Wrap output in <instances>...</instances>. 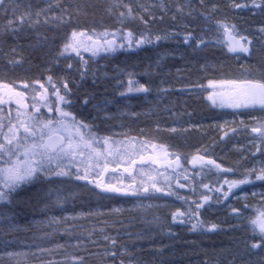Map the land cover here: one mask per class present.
Instances as JSON below:
<instances>
[{"label": "snow or ice", "instance_id": "6c2138e0", "mask_svg": "<svg viewBox=\"0 0 264 264\" xmlns=\"http://www.w3.org/2000/svg\"><path fill=\"white\" fill-rule=\"evenodd\" d=\"M53 7H60L58 0L55 4L50 3L46 9L36 11L34 15L30 5L29 10L18 14L20 5L16 3V0H0V15L5 17V23L0 25V35H15L23 29L25 24L29 27L38 25L40 16L51 11ZM137 7L140 9L139 12L136 11ZM228 7L234 10L247 9L254 14L258 12L264 15V0H229ZM153 8H158L163 13L160 16L161 20L172 12L170 19L173 22H176L178 17L181 21L185 17L192 20L201 17L206 22L214 21L215 42L222 43L227 48V52L237 60L248 59L253 55L254 40H260L261 48H264V24L257 29L260 34L258 37H250L242 33L235 23L229 22L226 18L218 19L216 13L221 10L220 5L216 3L209 5L207 0H199L198 5L194 0H188L186 3L175 0L174 5L165 3L164 0H161L159 4L146 5L137 0L135 7L132 3H125L124 0H110L107 11L115 15L121 27L115 31L105 29L102 32L94 29L90 32L78 31L73 27L70 36L64 39L59 49L56 63H59V57H63L66 61H70L73 56L78 58L80 67H75L69 62L66 64L65 71L78 72L80 80L84 81L88 78L90 71L89 61L85 59L84 53H89V59H91L101 53L111 54L121 49L130 50L133 47L168 40L180 35L178 32L167 31L162 34L152 33L148 26L157 19L152 11ZM9 13H11L10 16ZM62 13L64 15H53L51 19L71 26L72 16L68 9H62ZM48 21L49 17L45 16L44 22L48 23ZM126 21H139L148 31L137 34L132 30H125ZM181 27L186 30L183 37L185 44L194 41L197 47H207L210 43V39L206 40L203 36L193 37L192 32L187 31V24H181ZM11 51L15 52L16 49L12 48ZM9 63H22V58L10 59ZM241 69L242 71L232 78L210 80L209 85L212 86L213 91L208 99L214 106L233 109L237 114L257 110L264 112V70H254L245 64L241 65ZM129 75L133 74L129 73ZM92 80L95 84V73H92ZM72 83L73 81L66 76L54 79L52 75H48L46 82H42L41 79L31 82L22 81L21 88L18 89L14 83L0 80V205L11 204L13 194L25 185L42 181L51 184L58 180H72L82 182V187L91 186L93 189H99L98 195L102 193L106 196L134 198L175 197L186 207L176 208L171 213L174 223L190 225L192 232L214 231L219 226L212 223L206 227V222L201 219V210L205 209L206 205L210 206V202L220 204L222 200H228L230 194L235 195L234 189H240L244 192V196L236 198L245 200L243 208H251L253 213L244 217L252 234L251 240L246 242V247L253 252L264 253V193H260L261 199L258 204L249 205L248 193L242 187L249 185L264 187V119H255L250 127L251 133L255 134V151L251 153L254 162L241 171L238 167H226L222 162L218 163L216 159L208 155L207 149H204L202 153L198 150L191 159H188L183 154L170 153L167 146L163 144L141 141L136 137L128 136L127 133L121 134L125 137L122 140L115 139L114 135H100L96 126L90 123L87 117L78 115L74 111L76 101L72 99L73 91L70 87ZM128 83L127 92L147 94L151 91L146 84H139L131 79ZM120 95L124 96L126 93L121 92ZM94 98L92 94H85L82 107L86 108ZM108 103L110 101L104 100L93 107L103 110ZM4 106H7L6 114ZM239 124L245 128L249 127L244 120H240ZM218 127L222 130L224 128L223 125ZM171 131L175 132L176 129ZM231 131L235 133L237 129L233 127ZM227 135L228 131H224V136ZM148 147H151L152 151L145 155ZM257 154H259L258 158ZM182 160L191 164L193 169L199 166V170L194 171L190 177ZM118 169H121V179L116 183L112 182L111 177L105 179L107 175L116 173ZM209 173L217 177L212 187L203 182V178H206ZM124 174L130 178L127 184L123 180ZM197 176L202 177L199 184L196 182ZM221 177L222 183H220ZM181 179L185 183H181ZM186 187L193 195H197V187L206 189L207 192H199L198 199H190L189 196L181 195L176 190ZM209 193L217 195L213 196ZM156 194H159V197ZM251 195L256 197L257 193L252 192ZM52 197L53 193L49 192L50 204L45 205L46 210L63 208L64 203L71 198L70 195H64L59 190L55 191V198ZM231 211L237 217L243 216L241 208L233 206ZM79 215L103 214L97 211L87 214L82 212ZM75 219L76 217L52 216L44 222L48 228L52 229V232L34 237L31 241L7 239L8 233L0 227V264H68L69 260L71 264H86V258L75 252L64 261L47 258L65 246L57 244L54 248H48L37 242L47 239L63 224ZM11 220L10 215L0 211V221L7 222L9 230L12 228ZM63 231L65 235L71 236L74 227L64 228ZM100 232L103 234L104 229L101 228ZM87 240L97 243L92 240V233L88 234ZM103 240L107 242V246L102 252L94 254L101 257L100 264H132L134 259L132 253L127 247L118 246L117 238L103 234ZM14 245L19 246L20 250L14 249ZM73 247L86 249L87 245L81 242L80 237H77V244ZM25 248L27 250H24ZM125 257L129 259L126 261ZM260 264H264V259H261Z\"/></svg>", "mask_w": 264, "mask_h": 264}, {"label": "trees", "instance_id": "16d2710c", "mask_svg": "<svg viewBox=\"0 0 264 264\" xmlns=\"http://www.w3.org/2000/svg\"><path fill=\"white\" fill-rule=\"evenodd\" d=\"M56 2L57 0H16V3L20 5L18 14L29 10L30 5L33 15L36 11L46 9L50 3L55 4ZM58 2L60 7H53L51 11L42 14L38 25L29 27L28 24H25L23 29L15 35H0V52L6 53L4 57L0 56V58L13 59L9 53L14 54L15 59L22 58V63L18 64H11L9 61L8 63L0 62V77H7L5 79L7 82L17 84L23 77L32 75L68 74L65 71L66 63L63 62L65 59L59 57L58 64L56 60L64 39L70 36L73 27L78 31L88 30L89 32L93 29L97 32H102L105 29L115 31L121 27L115 15L109 14L107 11L110 0H58ZM124 2L132 3L135 7L137 0H124ZM140 2L151 5L159 4L161 0H140ZM164 2L174 5L175 0H164ZM186 2L188 0H180V3ZM194 2L198 5L199 0H194ZM207 2L209 5L212 3L220 5L221 10L216 13L218 19L226 18L229 22L235 23L242 33L250 37L260 35L255 30V25L264 24V15L258 12L249 15L250 11L238 12L231 9L228 7L229 0H207ZM64 8H67L72 16L71 26L51 19L53 15H64L62 13ZM136 11L139 12L140 9L137 7ZM152 11L157 16V19L148 26L152 33L162 34L167 31L178 32L180 35L168 40L154 41L152 44L133 47L135 55L122 49L123 54L113 56L112 59L130 60L135 58L145 61L138 63L139 68H145L148 66L147 61H152L151 58L156 59L179 55L180 52H190V54H197L203 62L205 61L201 69L209 67L223 69L216 73V77L232 73L231 66L228 64L206 62L207 60L231 59L223 44L215 42L214 21L206 22L201 17H197L195 20L185 17L181 21L178 17L177 21L173 22L170 19L172 12H169L161 20L160 16L163 13L158 8H153ZM10 15L11 13H9ZM45 16L49 17L48 23L44 22ZM65 20H67V15H65ZM3 23H5V17L0 15V25ZM181 24L188 25L187 31H191L193 37L203 36L206 40L210 39L208 46L197 47L194 41L185 44L183 37L186 30L181 27ZM148 29L139 21H126L125 23V30H132L137 34L147 32ZM12 48H15L16 51L12 52ZM34 53L46 54L34 55ZM245 60L247 65L254 70H264V48H261L260 40H254L253 55ZM127 66H130L129 63ZM154 73L156 74V72ZM201 73L204 74V72ZM124 130L136 133V137L145 141H158L170 149L178 150L177 131L163 129L114 131ZM81 184L82 182L72 180H58L51 184L42 181L25 185L13 194L11 204L0 205V211L12 217L11 230H9L7 222L0 221V227H3L8 233L6 238L31 241L34 237L52 232V229L44 223L48 218L52 216L76 217L75 220H69L68 223L63 224L56 233L48 236L47 239L37 241L48 248H54L57 244L65 246L47 258L64 261L66 257L75 252L86 258V264H100L101 257L94 254L102 252L107 246V242L103 240V234H107L117 238L118 246L129 249L134 257L132 264H260L261 259H264V253L253 252L246 247V242L251 240L252 234L244 221L231 213L230 209L233 205L238 208L237 202H234L233 205L214 203L208 208L205 207L201 210V219L206 222V227L215 223L219 226L218 229L192 232L190 225H179L172 221L171 213L181 207L180 200L175 197L134 198L106 196L102 193L98 195L97 189H93L91 186L85 188ZM56 190L64 195H70L71 198L64 203L63 208L46 210L45 205L50 204L48 192L53 193L52 198L54 199ZM184 195L198 199V194L184 193ZM149 205L151 207H148ZM117 209L119 211H115ZM97 211L103 215H79L82 212L87 214ZM67 227H74L71 236L64 234L63 229ZM101 228L104 229L103 234L100 232ZM89 233H92V240L97 243L94 244L87 240ZM77 237H80L81 242L87 245L86 249L73 247L77 244ZM13 248L20 250L16 245ZM128 259L129 257H125L126 261ZM68 264H71L70 260Z\"/></svg>", "mask_w": 264, "mask_h": 264}, {"label": "flooded vegetation", "instance_id": "af4514ba", "mask_svg": "<svg viewBox=\"0 0 264 264\" xmlns=\"http://www.w3.org/2000/svg\"><path fill=\"white\" fill-rule=\"evenodd\" d=\"M129 53L135 55V50L130 49ZM121 54L123 53L117 50L115 53H101L99 56L89 59L90 54L84 53L85 59L89 61L90 69L89 76L84 81L80 80L79 73L76 71L68 74L52 75L54 79L66 76L73 81L70 87L73 91L72 99L76 101L74 111L78 115L87 117L88 121L96 126V130L163 129L170 131L171 129H176V131H179L178 153L187 156L188 159H191V156L196 154L198 150L202 153L204 149H207L211 158L216 159L218 163L222 162L226 167H238L242 171L245 166H250L254 162L251 153L255 151V134L251 133L250 127L254 124L255 119H264V112L257 110L251 113L243 112L242 114H237L233 109L220 108L211 103L208 96L213 91V88L209 85V81L221 80L220 77H216V73L223 69L217 67L206 68L205 71H209V75L202 78L201 60H193L194 68L183 67L178 82H170L168 80L164 82L166 85L163 91L164 95L154 105L156 116L153 118L151 115L150 118L144 120L141 117L142 110L139 109V105L145 103L144 99L147 101L146 103L150 99L146 98L145 93L127 92L130 79L133 82L143 84L141 82L142 76L137 73V68L135 67L138 60L135 58L130 60L111 58ZM34 55H41V53H34ZM63 62L66 64L70 62L75 67H80L79 59L76 57L70 61L63 60ZM206 62L209 64H216V62L225 64L228 62L232 73L235 71L234 66L247 65L245 59H220L218 61L207 60ZM128 63L129 67L127 66ZM92 73L96 74L95 84L92 80ZM129 73L133 75L130 76ZM47 76L46 74L25 76L21 79V82H31L36 79L46 82ZM145 76L147 85H153V81H157V77L153 74L149 73ZM0 78V80L7 82L5 80L7 77ZM21 82L15 84L18 89L21 88ZM121 92H125L126 95L121 96ZM85 94H92L95 97L86 108L82 107ZM104 100H108L110 103L103 110H97L93 107ZM106 107L107 109H105ZM4 111L6 114L7 106H4ZM106 113L109 115L105 116ZM111 115L116 116V119H111ZM130 117L134 119L129 120ZM240 120H244L249 127L245 128L240 125ZM127 121L131 125H126ZM226 121L229 123L226 124ZM233 121L235 123H232ZM218 125H223V130ZM233 127L237 129L235 133L231 131ZM224 131H228L227 136H224ZM258 157L259 154H257ZM182 163L184 168L188 170L187 174L190 177V174L199 168L197 166L196 169H193L191 164L183 160ZM117 174H121V169H118L116 173H110L106 176V179L111 175ZM125 175L127 176V174ZM208 176H210V180H214L216 175L209 173ZM201 179L202 177H200L199 181ZM203 179L206 180V178ZM182 182L185 183L183 179ZM257 185H259V182H257ZM224 187L226 190L227 186L225 185ZM242 187L247 192H250V189H262L260 186L252 187L251 185ZM188 189L186 187L180 189V191L186 193ZM239 190H233L235 195L239 194L237 193ZM215 195L217 194L215 193ZM234 202L236 201L234 200Z\"/></svg>", "mask_w": 264, "mask_h": 264}, {"label": "bare ground", "instance_id": "6f19581e", "mask_svg": "<svg viewBox=\"0 0 264 264\" xmlns=\"http://www.w3.org/2000/svg\"><path fill=\"white\" fill-rule=\"evenodd\" d=\"M10 54L12 55V53H9V55ZM178 54L179 55H170L169 57H162V58H156V59L151 58L150 60L152 61H149V62L147 61L148 66L147 67L145 66V68L143 67L139 68L140 66H138V63L143 62V61L138 60L135 67L137 68V73L141 74L140 76H142L141 82L143 84L147 85L145 75L150 73L157 77V81L155 82L153 81V85H148L151 91L145 95L146 98L150 99V101L146 103L147 101H145L144 99L143 101L145 103H142L139 105V109L142 110L141 117L144 120L150 118L151 115L153 116V118L156 116L154 105L156 104L157 100L164 95L163 91H164V87L166 86L164 82L166 80L170 82H178L179 75L183 67L184 68H194L193 60H201V58H199L198 55L195 53L190 54V52H187V53L180 52ZM5 55L6 53L0 52L1 57H4ZM9 60L10 58L8 60H4V58H0L1 63H4V62L8 63ZM204 62L201 60L200 68H202V65ZM154 72H156V74ZM208 72L209 71L204 72L203 78L209 75ZM111 119H116V116L111 115ZM126 125H131V124L130 122L127 121Z\"/></svg>", "mask_w": 264, "mask_h": 264}, {"label": "rangeland", "instance_id": "374dc122", "mask_svg": "<svg viewBox=\"0 0 264 264\" xmlns=\"http://www.w3.org/2000/svg\"><path fill=\"white\" fill-rule=\"evenodd\" d=\"M238 12H242V11H244V12H248V10L247 9H245V10H237ZM250 14H253V12H251V13H249V15ZM258 27H259V25H255V30L257 31V29H258ZM133 49H135V48H133ZM225 49H226V51H227V48L225 47ZM132 50V49H131ZM119 51H122V49L121 50H119ZM125 51H129V49H126ZM228 53V52H227ZM44 54H46V53H43V54H41V55H44ZM229 54V53H228ZM13 58L14 57H16L14 54H12L11 55ZM229 58H231V59H236L232 54H229ZM11 57V58H12ZM74 57V56H73ZM63 58V57H62ZM242 60V59H241ZM225 64H228V62L227 63H225ZM235 69V71L233 72L234 74H232V76L231 75H229V76H227V77H225V75L223 76L224 77V79H226V78H232V77H234V76H236V75H238L241 71H242V69H241V65H239V67H235L234 68ZM203 70V72H205L204 71V69H202ZM105 109H107V107L105 108ZM109 114L108 113H106L105 114V116H108ZM131 119H134L133 117H130V119L129 120H131ZM92 120V119H91ZM106 130V131H105ZM98 131V133L100 134V135H114V138L115 139H117V140H122V139H125V137L123 136V135H121L122 133H127L128 134V136H130V137H136L135 136V134L136 133H134V132H131V133H129V132H127V131H114L113 129H104V130H102V129H98L97 130ZM168 132V131H167ZM179 131H177V133H178ZM176 136V135H175ZM138 140H141V141H145V140H142V139H140V138H138V137H136ZM150 143H156V144H160L158 141L156 142V141H149ZM167 150L171 153V152H176V153H178V150L176 149L175 150V148H168L167 147ZM151 151H152V149H151V147H148L147 148V151H145V155H147V154H150L151 153ZM126 166V165H125ZM162 171H163V169H161ZM199 170V168H197V170H195V171H198ZM170 171V170H169ZM194 172V171H193ZM192 172V173H193ZM192 173L190 174V175H192ZM112 178V182L113 183H116L119 179H121V174H117V175H111V176H109L108 177V179L109 178ZM210 178V176H208V177H206V180H204L203 179V182L204 183H208L209 184V186L210 187H212L214 184H215V182H216V179H217V177L215 176L214 177V180L212 179V180H210L209 179ZM199 179H200V176H197L196 177V181H197V184H199ZM123 180H124V183L125 184H127V183H129L130 182V178L128 177V176H126L125 174H124V176H123ZM181 183H183L182 182V179H181V181H180ZM220 182H223V178L221 177L220 178ZM173 185H174V187H175V179L173 180ZM216 186H218V185H216ZM98 191H99V189H97ZM178 192H180V194L181 195H184V192L183 191H180V189L179 188H177L176 189ZM199 192H207V190L206 189H203V188H200V187H197V194L199 193ZM252 192H256L257 193V196L256 197H253L252 195H251V193ZM49 193V192H48ZM186 193L187 194H191V192L189 191V189L186 191ZM237 193H239V194H237V195H232V196H229V199L228 200H222V202L221 203H223V204H229V205H233L234 203H233V201L235 200L237 203V205H238V208H241V210L243 211V216H241V217H237V218H239V219H241V220H243L244 221V223H245V225L248 227V224H247V220L246 219H244V217H246V216H249V215H253V213H252V211H251V208H248V209H245V208H243V205L245 204V200H243V199H237L236 197H243L244 196V192H240V190L239 191H237ZM248 193V199H247V203L249 204V205H255V204H258L259 203V201H260V199H261V196H260V193H264V187H262V189L261 190H259V189H255V190H251L250 189V192H247ZM210 195H213V196H215V193H209ZM156 196L157 197H159V194H156ZM189 197H190V199H192V197L190 196V195H188ZM120 197H123V196H120ZM136 198H139V197H136ZM140 198H144V196H141ZM162 198H166V197H162ZM168 198H171V197H168ZM180 203H181V209H183L184 207H186V205L184 206L183 205V202L182 201H180ZM212 205H214V203H211L210 202V206H212ZM233 206H235V205H233ZM232 206V207H233ZM206 208H208V205H206L205 206ZM209 208H211V207H209ZM231 210V209H230ZM231 213H232V211H231ZM232 214H234V213H232ZM249 228V227H248ZM27 250V249H26Z\"/></svg>", "mask_w": 264, "mask_h": 264}]
</instances>
